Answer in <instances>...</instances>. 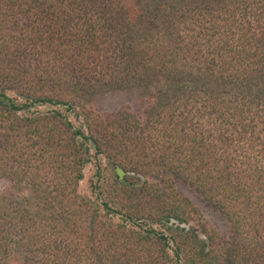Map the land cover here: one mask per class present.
Returning <instances> with one entry per match:
<instances>
[{
    "label": "trees",
    "instance_id": "16d2710c",
    "mask_svg": "<svg viewBox=\"0 0 264 264\" xmlns=\"http://www.w3.org/2000/svg\"><path fill=\"white\" fill-rule=\"evenodd\" d=\"M4 181L0 264H264V0H0Z\"/></svg>",
    "mask_w": 264,
    "mask_h": 264
},
{
    "label": "rangeland",
    "instance_id": "374dc122",
    "mask_svg": "<svg viewBox=\"0 0 264 264\" xmlns=\"http://www.w3.org/2000/svg\"><path fill=\"white\" fill-rule=\"evenodd\" d=\"M145 105L146 100H144L141 95L134 92H111L99 97L93 103V107L110 113H116L124 107H128L139 112ZM93 169L94 167L92 165H89L85 170L86 179L82 182L81 185L84 192H87V180L93 172ZM7 186V182H0V190L5 189ZM176 186L183 194L190 197L194 204L200 209L202 217L206 224L217 228L220 233L225 236L230 235L231 228L227 219L207 200H205V198L200 193H198L192 186L181 179L176 180ZM9 264L18 263L10 262Z\"/></svg>",
    "mask_w": 264,
    "mask_h": 264
},
{
    "label": "water",
    "instance_id": "95a60500",
    "mask_svg": "<svg viewBox=\"0 0 264 264\" xmlns=\"http://www.w3.org/2000/svg\"><path fill=\"white\" fill-rule=\"evenodd\" d=\"M119 171H120L121 174H123V171L121 169H119ZM132 174H134V173H132ZM140 177H141L142 180L145 179L142 175H140Z\"/></svg>",
    "mask_w": 264,
    "mask_h": 264
}]
</instances>
